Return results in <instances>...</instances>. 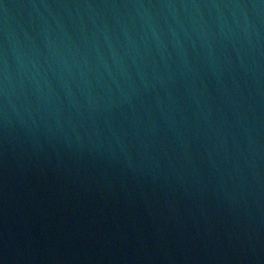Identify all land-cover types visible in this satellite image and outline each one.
<instances>
[{"label": "water", "instance_id": "1", "mask_svg": "<svg viewBox=\"0 0 264 264\" xmlns=\"http://www.w3.org/2000/svg\"><path fill=\"white\" fill-rule=\"evenodd\" d=\"M0 264H264V0H0Z\"/></svg>", "mask_w": 264, "mask_h": 264}]
</instances>
